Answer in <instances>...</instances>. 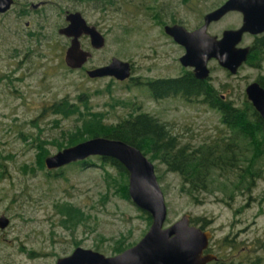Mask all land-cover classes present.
Masks as SVG:
<instances>
[{
	"label": "rangeland",
	"instance_id": "rangeland-1",
	"mask_svg": "<svg viewBox=\"0 0 264 264\" xmlns=\"http://www.w3.org/2000/svg\"><path fill=\"white\" fill-rule=\"evenodd\" d=\"M40 1L45 3L34 10L31 2ZM102 1L15 0L0 13V216L9 218L7 226H0V264H55L59 256L73 251L76 240L115 254V246L136 243L152 223L132 198L117 191L115 184L108 185L106 169L117 171L110 164L101 165L99 155L87 157L97 164L86 167L78 162L53 169L46 162L39 164L44 152L49 150V156L61 149L58 143L68 137L67 130L82 123L78 114L54 112V101L66 98L78 103L79 95H86L88 109L102 113L106 123H117L135 109L148 112L166 121L182 142L193 145L228 133L221 113L208 103L181 95L157 98L144 83L135 84L138 77L145 81L192 70L180 62L185 48L165 32L164 23L178 21L194 28L224 0ZM67 9L81 10L106 35V44L98 49L92 48L88 37L82 38L93 55L80 68L67 65L70 38L58 30L66 23ZM242 19L240 11H230L213 21L209 31L221 34L225 28L240 26ZM252 40L253 35L246 33L241 45ZM113 56L134 63L132 77L119 80L87 73ZM209 66L210 82L237 102L246 94V85L264 74V61L261 67L245 62L236 73H229L215 58ZM154 162L168 204L166 224L185 212L199 224L205 216L213 231L211 245L222 258L264 264V159L252 189H234L230 180L236 175L231 173L221 176L217 189L195 196L181 189L178 172L158 159ZM64 201L84 211L85 219L75 227L60 209ZM225 236L236 239L238 247L221 245Z\"/></svg>",
	"mask_w": 264,
	"mask_h": 264
},
{
	"label": "water",
	"instance_id": "water-1",
	"mask_svg": "<svg viewBox=\"0 0 264 264\" xmlns=\"http://www.w3.org/2000/svg\"><path fill=\"white\" fill-rule=\"evenodd\" d=\"M15 0H0V13L8 11ZM230 10H239L243 20L238 27L225 28L221 34L209 31L210 23ZM69 23L59 28L71 36L65 53V61L71 67H82L92 56V51L83 47L82 34H89L94 47L104 46L106 39L96 24H91L80 10L67 13ZM166 32L185 47L180 61L193 68L199 78H208L211 73L209 61L217 59L220 65L236 73L248 59L250 45H241L245 33L264 31V0H225L205 15L204 23L189 29L180 23L167 24ZM132 63L113 56L107 64L88 68L92 76L111 75L127 78ZM247 97L264 117V86L259 80L250 81L245 88ZM91 155L112 156L120 160L129 171V192L132 200L152 215L147 232L135 244L115 254H106L98 249L76 246L72 252L59 256L55 264H207L217 259L214 252H204L213 237V231L191 223V214L185 212L179 219L166 224L168 204L159 180L155 162L144 151L128 141L105 135L93 136L65 146L46 157L48 168L65 164ZM9 223L6 215L0 216V226Z\"/></svg>",
	"mask_w": 264,
	"mask_h": 264
},
{
	"label": "trees",
	"instance_id": "trees-1",
	"mask_svg": "<svg viewBox=\"0 0 264 264\" xmlns=\"http://www.w3.org/2000/svg\"><path fill=\"white\" fill-rule=\"evenodd\" d=\"M263 61L264 33L255 36L246 62L261 67ZM257 79L264 85V74L258 75ZM149 84L157 98L181 94L190 100L197 99L208 103L221 113V120L228 128V133L219 136L220 138L216 137L214 140L193 145L190 142H182L167 122L161 120L159 116L148 112H135L136 109L117 123H106L101 118L102 113L88 109L90 108L88 97L80 94L78 103L62 98L54 101L51 106L54 112L67 116L78 114L77 118L82 120L81 125L67 130L69 135L64 137V142L58 143L59 147L72 145L98 135L123 139L140 147L153 161L158 159L167 165V169L178 172L182 177L181 189L194 196L201 191L217 189L222 183L221 176H229L231 173L236 175L235 179L230 180L234 189H252L257 184V179L262 173L260 163L264 159V117L246 94L241 102H237L230 94L224 93L211 83L210 77L199 78L192 70L177 77L158 78ZM228 85L229 83H226L223 86L226 88ZM48 154L49 150L43 153L39 164L45 166ZM98 157L101 165L110 164L117 171L115 174L110 169H106L108 185L115 184L117 191L121 189L122 194L131 199L129 171L126 166L112 156L99 155ZM73 162L80 163L82 167L97 164L92 158ZM158 177L160 180L161 176L158 175ZM223 184L228 186V183L224 181ZM60 203H62L60 209L69 217L66 221L73 227L85 219L84 211L80 206L69 201ZM143 212L151 223L152 215L147 210L143 209ZM201 220L202 227L210 222L205 216ZM220 242L221 245H229L233 249L239 245L236 239H229L228 236ZM80 243L75 241L76 246ZM130 245L132 243L127 245L120 243L119 246L114 247V252H120ZM246 258V254L241 255V259ZM259 258L260 256L255 262ZM213 262L239 264L240 261L224 259Z\"/></svg>",
	"mask_w": 264,
	"mask_h": 264
},
{
	"label": "flooded vegetation",
	"instance_id": "flooded-vegetation-1",
	"mask_svg": "<svg viewBox=\"0 0 264 264\" xmlns=\"http://www.w3.org/2000/svg\"><path fill=\"white\" fill-rule=\"evenodd\" d=\"M99 1V0H98ZM107 1H109L110 2V0H103L102 1V3H105V2H107ZM225 1V0H224ZM223 1V2H224ZM222 2V3H223ZM43 3H45V1H40V2H31V4H32V8L35 10V9H38V8H40V5H42ZM221 3V4H222ZM219 6V5H218ZM217 7V6H216ZM216 7H214V8H216ZM214 8H212V9H214ZM211 9V10H212ZM77 10H79V9H75V10H70V9H67L66 10V14H65V18H66V23H64L63 25H60L59 26V28L60 27H62V26H64V25H67L68 23H69V21L67 20V13L69 12V11H77ZM81 11V10H80ZM210 11V10H209ZM208 11V12H209ZM230 11H233V10H230ZM229 11V12H230ZM239 11V10H238ZM82 12V11H81ZM241 12V11H240ZM207 13V12H206ZM206 13L204 14V19H203V21H202V23L201 24H199L198 26H196V27H194V28H197V27H199V26H201L203 23H204V21H205V15H206ZM228 13V12H227ZM226 13V14H227ZM242 13V12H241ZM84 15V14H83ZM85 16V15H84ZM224 16V15H223ZM222 16V17H223ZM87 19V18H86ZM220 19V18H219ZM218 19V20H219ZM243 20V19H242ZM87 21L89 22V23H91V24H95L94 22H90L88 19H87ZM214 21H216V20H214ZM213 22V21H212ZM211 22V23H212ZM174 23H180V24H183L182 22H168V23H164V30H165V32H166V29H165V26L167 25V24H174ZM210 23V24H211ZM183 25H185V24H183ZM186 26V25H185ZM97 27H98V25H97ZM187 27V26H186ZM188 28V27H187ZM194 28H189V29H194ZM98 29L104 34V36H105V39H106V35H105V33L98 27ZM59 30V29H58ZM60 32V31H59ZM61 33V32H60ZM167 33V32H166ZM264 33V31L263 32H261V33H250V34H252L253 35V40H252V42L250 43V44H246V45H250V50H251V46H252V43H253V41H254V39H255V36L256 35H259V34H263ZM61 34H63V35H65V36H67L68 38H70V43H71V39H72V37L71 36H68V35H66V34H64V33H61ZM167 34H169V33H167ZM246 34V33H245ZM170 35V34H169ZM170 36H172V35H170ZM245 36V35H244ZM83 37H88L89 39H90V43H91V46H92V48L93 49H98V47H94L93 45H92V42H91V38H90V35L89 34H82L81 35V40H82V38ZM173 37V36H172ZM173 39H174V37H173ZM175 40V39H174ZM176 41V40H175ZM82 42V41H81ZM179 43V42H178ZM105 44H106V42H105ZM104 44V45H105ZM180 44V43H179ZM70 45V44H69ZM84 47V46H83ZM103 47V46H102ZM68 48V47H67ZM99 48H101V47H99ZM185 48V47H184ZM86 49H89V48H87L86 47ZM67 50V49H66ZM89 50H91V49H89ZM92 51V50H91ZM92 55H93V51H92ZM182 55V54H181ZM90 58V57H89ZM179 59H180V57H179ZM89 60V59H88ZM124 60H126V59H124ZM111 61V60H110ZM109 61V62H110ZM108 62V63H109ZM181 62V61H180ZM246 62V61H245ZM244 62V63H245ZM131 63H132V71L134 70V63L131 61ZM105 64H107V63H105ZM68 65V64H67ZM103 65V64H102ZM183 65V64H182ZM84 66V65H83ZM82 66V67H83ZM185 66V65H184ZM71 67V66H70ZM71 68H78V67H71ZM80 68V67H79ZM192 68V67H191ZM132 71H131V74L127 77V78H125V79H119V80H126V79H128V78H130V77H132ZM192 71H193V68H192ZM194 72V71H193ZM183 74H185V73H182V74H180V75H178V76H181V75H183ZM195 74V73H194ZM104 76H106V75H104ZM111 76V75H110ZM196 76V75H195ZM97 77V76H96ZM115 77V76H114ZM168 77H177V76H167V77H155V78H153V79H147V80H145V81H143V80H141L139 77H138V79L136 80V82H135V84H140V83H144L146 86H148L149 87V89H150V91H151V93H152V95L154 96V94H153V91L151 90V88H150V82H155V80L156 79H158V78H168ZM116 78V77H115ZM118 79V78H117ZM254 80H258L257 78L256 79H254ZM264 86V85H263ZM179 95H181V94H177V95H175V96H179ZM167 96H174V95H166V96H162V97H160V98H164V97H167ZM182 96V95H181ZM155 97V96H154ZM183 97H185V96H183ZM188 99V98H187ZM191 223H194V224H197V225H200L201 226V224H199V223H195V222H193V220H192V218H191ZM208 225H206L205 227H203V228H208V229H210L209 227H207ZM202 227V226H201ZM212 239H213V237L210 239V241H209V246L204 250V252L206 253V252H214V253H216L217 255H218V257H217V259H214V260H211V261H209L208 263H211V262H213V261H218V260H224V258H222V256L220 255V252H217L216 251V249L214 248V247H212V245H211V241H212ZM135 244V243H134ZM133 245V244H132ZM132 245H130V246H132ZM118 253V252H117ZM207 263V264H208Z\"/></svg>",
	"mask_w": 264,
	"mask_h": 264
}]
</instances>
